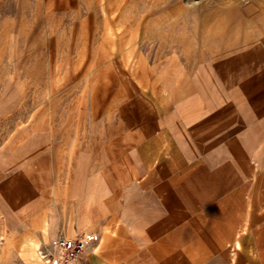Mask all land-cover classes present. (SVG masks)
<instances>
[{
  "label": "crops",
  "instance_id": "obj_1",
  "mask_svg": "<svg viewBox=\"0 0 264 264\" xmlns=\"http://www.w3.org/2000/svg\"><path fill=\"white\" fill-rule=\"evenodd\" d=\"M183 67L123 83L93 146L76 151L72 128L12 132L0 264H44L60 237L88 241L69 264H264V51Z\"/></svg>",
  "mask_w": 264,
  "mask_h": 264
},
{
  "label": "rangeland",
  "instance_id": "obj_2",
  "mask_svg": "<svg viewBox=\"0 0 264 264\" xmlns=\"http://www.w3.org/2000/svg\"><path fill=\"white\" fill-rule=\"evenodd\" d=\"M262 51L264 0H0V145L40 123L82 150L114 132L123 83Z\"/></svg>",
  "mask_w": 264,
  "mask_h": 264
},
{
  "label": "built area",
  "instance_id": "obj_3",
  "mask_svg": "<svg viewBox=\"0 0 264 264\" xmlns=\"http://www.w3.org/2000/svg\"><path fill=\"white\" fill-rule=\"evenodd\" d=\"M93 239H96L94 237ZM88 244L87 239H70L60 237L56 242L55 252H46L39 249L38 258L44 264H69L81 258Z\"/></svg>",
  "mask_w": 264,
  "mask_h": 264
}]
</instances>
